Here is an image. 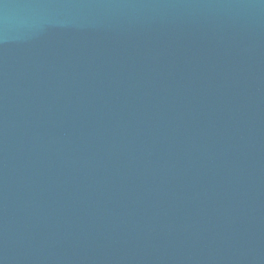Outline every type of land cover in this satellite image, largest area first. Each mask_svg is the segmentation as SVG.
I'll list each match as a JSON object with an SVG mask.
<instances>
[{"label": "water", "instance_id": "obj_1", "mask_svg": "<svg viewBox=\"0 0 264 264\" xmlns=\"http://www.w3.org/2000/svg\"><path fill=\"white\" fill-rule=\"evenodd\" d=\"M0 264H264V0H0Z\"/></svg>", "mask_w": 264, "mask_h": 264}]
</instances>
